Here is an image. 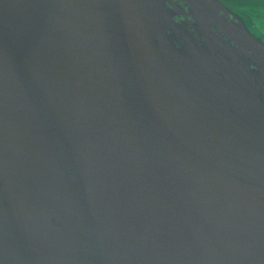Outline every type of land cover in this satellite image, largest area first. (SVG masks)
Segmentation results:
<instances>
[{"label": "water", "instance_id": "obj_1", "mask_svg": "<svg viewBox=\"0 0 264 264\" xmlns=\"http://www.w3.org/2000/svg\"><path fill=\"white\" fill-rule=\"evenodd\" d=\"M0 264H264V44L238 15L0 0Z\"/></svg>", "mask_w": 264, "mask_h": 264}, {"label": "flooded vegetation", "instance_id": "obj_2", "mask_svg": "<svg viewBox=\"0 0 264 264\" xmlns=\"http://www.w3.org/2000/svg\"><path fill=\"white\" fill-rule=\"evenodd\" d=\"M258 1L260 3L258 5L248 6L249 2L246 1V3H244L242 6L239 5L237 8H234L230 3L223 2V4L233 13L238 15L244 22L247 30L264 44V35L261 33L262 29L258 28L257 23L255 22V19H258V17L264 13V5L261 3L262 0ZM252 63L254 65V62ZM251 69L254 72H259L258 68L251 66Z\"/></svg>", "mask_w": 264, "mask_h": 264}, {"label": "trees", "instance_id": "obj_3", "mask_svg": "<svg viewBox=\"0 0 264 264\" xmlns=\"http://www.w3.org/2000/svg\"><path fill=\"white\" fill-rule=\"evenodd\" d=\"M222 2H226V3H230L231 5H233L234 8H237L240 6H242L244 3H246V1H248V6H255L260 4L258 0H221ZM261 3L264 5V0L261 1Z\"/></svg>", "mask_w": 264, "mask_h": 264}, {"label": "rangeland", "instance_id": "obj_4", "mask_svg": "<svg viewBox=\"0 0 264 264\" xmlns=\"http://www.w3.org/2000/svg\"><path fill=\"white\" fill-rule=\"evenodd\" d=\"M255 22L257 23L258 28L262 29L261 33L264 35V13L263 15H260L258 19H255Z\"/></svg>", "mask_w": 264, "mask_h": 264}]
</instances>
